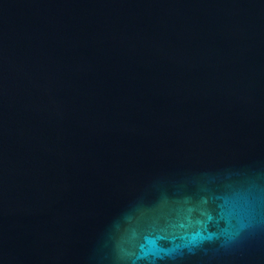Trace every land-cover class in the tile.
<instances>
[{"label": "water", "instance_id": "obj_1", "mask_svg": "<svg viewBox=\"0 0 264 264\" xmlns=\"http://www.w3.org/2000/svg\"><path fill=\"white\" fill-rule=\"evenodd\" d=\"M0 264H264V0H0Z\"/></svg>", "mask_w": 264, "mask_h": 264}]
</instances>
